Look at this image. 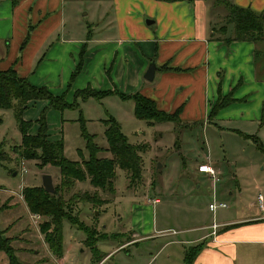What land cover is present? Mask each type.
I'll return each instance as SVG.
<instances>
[{
	"label": "crops",
	"instance_id": "crops-1",
	"mask_svg": "<svg viewBox=\"0 0 264 264\" xmlns=\"http://www.w3.org/2000/svg\"><path fill=\"white\" fill-rule=\"evenodd\" d=\"M63 1L0 0V43L4 44L0 69L9 68L19 59L15 67L21 76L36 86L48 87L56 95L68 92L70 98L79 87L92 86L89 80L93 75L104 72L109 79L107 86L110 90L119 91L116 85H120L127 90L124 94L140 92L154 99L164 111L173 113L179 110L180 121L177 123L181 127L183 124L191 127L192 124L203 123L219 131L239 133L246 139L254 136L264 146V124L260 122L264 107V63L263 60L256 61L258 45L252 41L225 42V37L233 35L234 26L228 25L226 34L218 30L227 23V15L225 19L220 17L219 21L217 16L211 19L207 0H122L118 4V16L133 18L131 23L128 22L132 32L127 30L126 22L115 15L116 32H95L91 39L86 33L75 36L68 32ZM226 1L264 13V0ZM135 2L143 10L141 14L152 17L149 24L156 25L154 30L147 28L142 18L139 19L141 14L133 11ZM222 2L215 0L213 3ZM104 28L113 29L111 24ZM30 29V39L22 49ZM86 42L85 63L74 82L72 74L80 62ZM96 50H99L97 55ZM104 54H107L110 68L101 57ZM153 61L157 70L154 80L148 81L144 75ZM78 80L81 82L77 84ZM230 93L234 100L211 115L217 99ZM68 101L71 102L70 99ZM164 123L169 126L173 122ZM205 158L209 161L200 163L210 164L218 177L221 176L220 165L210 162L209 155ZM199 164L197 177L212 185L218 181L209 173L200 172ZM150 187L157 194V186ZM159 191L169 202H164L161 197H152L151 203L150 193L143 197L136 192L133 194L130 198L133 219L121 232H116L123 236L122 240L105 253L104 264L115 257L123 262L119 264H141L138 259L144 257L152 246L161 245L163 249L170 243L184 245L183 262L190 246L201 245L193 264H264L263 210L261 214H249L245 208H238L232 217L220 221L214 219L209 225L179 230L172 228L176 233H193L175 240L165 238L168 236L165 234L171 233H165L167 229L159 227L163 226V218L160 219L159 214L165 207L176 208L170 197L174 193H167L164 186ZM216 210L212 211L215 213ZM117 217L122 220L121 214ZM131 247H135L134 251ZM122 251L129 254L124 255ZM134 252L138 258L134 257ZM57 261L64 264L65 255ZM52 262L48 256L44 257V264Z\"/></svg>",
	"mask_w": 264,
	"mask_h": 264
},
{
	"label": "rangeland",
	"instance_id": "rangeland-1",
	"mask_svg": "<svg viewBox=\"0 0 264 264\" xmlns=\"http://www.w3.org/2000/svg\"><path fill=\"white\" fill-rule=\"evenodd\" d=\"M121 1L64 0L63 13L68 32L75 36H82V33L88 34L89 30H92V35L95 32L96 34L103 31L112 32L115 30L116 32L114 29L115 15L119 20L123 19L124 21H122L128 25L127 30L132 32L129 23L133 18L126 17L124 19L118 16L120 8L118 4ZM207 1L210 6V18L217 16V21L220 17L225 19L227 8L223 2L215 5L213 3L215 0ZM133 11L139 15L143 10L138 8V4L135 2ZM142 15L143 13L139 19L142 18L146 27L154 30L156 25L148 24L149 21H152V17L145 14L143 17ZM110 24L112 30L104 28ZM3 47L4 44L0 43V56L4 53ZM97 52L99 50H96V55ZM101 57L110 68L107 54ZM94 61L97 62L95 56ZM84 63L85 54L83 55V66ZM262 63L264 62L262 61ZM109 74L110 72L107 75ZM92 79L89 80L92 88L102 91L111 89L110 86H107L109 79L105 77L104 72L102 75L101 73L93 75ZM73 81L72 83L75 82ZM78 81L77 84L81 82ZM116 87L119 92L127 93L126 88L120 85H116ZM67 93L65 94L66 101L70 99L71 102H74L75 94L72 93L70 98ZM61 94L63 93L61 92ZM77 102L79 106L76 108H68L64 111L50 109L46 118L48 139L63 138L64 152L68 159L81 161L89 157L87 142L83 137V123L86 130L95 135L96 144L103 149L99 156L111 157V153L107 150L109 144L105 135L106 126L104 123V120L110 117H115L118 120L123 133L131 144H141L140 146L146 148L142 152L144 167L143 175L139 180L130 183L127 171L117 168L114 193L100 191L103 203L98 205L97 203L73 200V204H71L74 215L79 216L80 221L82 220L85 224L93 226L109 236L101 238L97 242L103 259L105 253L110 252L112 247L120 243L123 237L112 235L121 232L133 219L130 198L135 192L140 197L150 193V201L152 197H161L164 202H169V199L160 193L161 187L164 186L167 193L171 191L174 193L170 197L175 201L176 208L167 209L165 205L161 204L165 210L159 214L160 219L163 218L161 222L163 226L159 227L167 229L165 233H171L165 234L168 235L165 238L170 237L175 240L193 233H176L173 232L174 229L209 225L214 219L216 221L225 220L232 217L238 208H245V212L249 214L263 213L264 152L258 149L251 139H246L233 131H219L218 128L207 127L203 123L192 124L191 127H186L184 124L181 127L177 122H173L175 125L169 123V126L166 123L150 125L146 120L138 119L135 116L134 100L124 99L116 93L103 96L100 99L78 97ZM28 106L24 118L32 124L30 134L36 135L42 125L38 119L44 108L48 106V101H30ZM21 144L22 135L15 109L0 107V153L6 158L0 159V230L3 233V238H10L11 248L15 249L17 259L22 264H44L45 256L53 260L52 264H58L57 260L62 257H56L50 251L41 231V225L49 221L50 218L41 213H37L39 217H33L35 214L29 210L23 197V190L26 187H42L43 174H51L55 186L60 184V169L49 164L40 167L38 165L40 160L24 158ZM175 146H177L176 149ZM175 152L177 153L172 157L171 154ZM205 155H209L210 162H214L222 168L223 173L218 177L215 188L212 183L196 176L198 164L209 161ZM162 164L163 166H161ZM145 178L148 180L147 182ZM150 185L157 186V194ZM96 190L89 180L78 182L69 192H65V198H71L74 193L85 191L93 193ZM214 192L216 193L215 199ZM214 200L226 202L228 207L219 208L214 213L209 208V204ZM119 214L122 215V220L118 219ZM85 237L84 231L78 229L68 220H64V264H90L92 251L85 246ZM134 248L131 247L133 251ZM161 248V245L152 246L149 250L152 254L148 252L138 260L141 264H146L149 261H151L150 264H184L181 255L184 250L182 243H170L167 247ZM122 254L128 255L129 253L122 251ZM96 256H101L98 251L95 252L94 258ZM134 257L138 258L135 252ZM119 263H123L119 257L112 258L107 262V264ZM0 264H9V258L2 250H0Z\"/></svg>",
	"mask_w": 264,
	"mask_h": 264
},
{
	"label": "trees",
	"instance_id": "trees-1",
	"mask_svg": "<svg viewBox=\"0 0 264 264\" xmlns=\"http://www.w3.org/2000/svg\"><path fill=\"white\" fill-rule=\"evenodd\" d=\"M159 1H179V0H159ZM227 8V23L221 26L223 34L228 31V25L234 26L232 36L225 37V42L231 41H252L258 45L256 49V61H264V13L257 12L252 8L240 7L226 0H223ZM217 31V30H216ZM31 29L25 38L23 47L30 39ZM92 30H89L87 37L91 39ZM87 49V43L84 44L80 54V62L72 74V79L81 72L83 66V55ZM19 60V59H18ZM15 64L17 63V61ZM15 64L7 69H0V107L14 108L18 126L22 135V155L26 159L40 160L39 166L53 165L60 169L61 183L56 185V194L47 192L42 187H26L23 190V197L27 206L34 214L41 213L49 217V221L41 225V231L45 236L50 251L56 257H63V222L68 220L78 229L85 232L84 244L92 251L93 263L97 264L103 259V255L97 247V242L101 238L109 237L106 233H101L97 228L89 226L75 216L71 207L73 200L75 202H91L100 205L103 200L100 191L114 193L116 169L121 168L127 171L130 183L139 180L143 175L142 152L146 150L141 144H131L127 136L123 133L122 127L115 117L104 120L105 135L108 140V151L111 157H101L99 153L103 150L95 142V135L90 134L83 123V137L86 139L89 150L88 159L81 161L70 160L64 152L63 138L59 140L48 139L47 135V112L50 109L64 111L68 108L79 106L78 97L83 99L95 97L97 99L109 94H119L124 99H132L135 103V116L138 119L146 120L150 125L164 122H179V110L170 113L160 109L156 101L140 92L134 94H123L117 90H96L91 86L75 90L74 102L66 101L65 94L56 95L46 86H36L32 84L27 77L21 76ZM90 91V92H88ZM47 100L48 106L44 108L38 121H41L36 135L30 134L32 124L25 120L24 113L28 109L30 101ZM234 100L232 94L220 96L214 104L211 115H214L222 108L229 105ZM16 102V104H15ZM261 124H264V107L260 118ZM254 140L256 146L264 152V146L254 136H247ZM0 159H6L0 153ZM89 180L97 189L91 193H74L71 198H65V192H69L78 182ZM0 230V250L4 251L9 258V264H22L18 261L16 251L11 248L10 238H3ZM119 236L114 233L112 236ZM201 245L190 246L185 253V264H193L196 256L201 251ZM98 251L101 256L94 258Z\"/></svg>",
	"mask_w": 264,
	"mask_h": 264
},
{
	"label": "water",
	"instance_id": "water-1",
	"mask_svg": "<svg viewBox=\"0 0 264 264\" xmlns=\"http://www.w3.org/2000/svg\"><path fill=\"white\" fill-rule=\"evenodd\" d=\"M150 22H152V21H149L148 24ZM156 70H157V65H156L155 61H153L150 63V65H149V67H148V69L144 75L145 79L148 81H153L155 78ZM42 185L47 192H50L53 194L57 193L56 188H55V184L53 181V177L51 174H43Z\"/></svg>",
	"mask_w": 264,
	"mask_h": 264
},
{
	"label": "built area",
	"instance_id": "built-area-1",
	"mask_svg": "<svg viewBox=\"0 0 264 264\" xmlns=\"http://www.w3.org/2000/svg\"><path fill=\"white\" fill-rule=\"evenodd\" d=\"M198 169H199L200 172L209 173L215 180H218V175H217L216 171L214 170V168L212 166H210V164L202 163V164L199 165ZM215 183L216 182L214 181L213 182V187L214 188H215ZM155 201H157V200H155ZM209 207H210L211 210H216L218 208H227L228 204L226 202H223V201L218 202V201L214 200L210 204ZM33 217L35 218V217H39V216L37 214H35ZM214 227H216L215 224H214ZM98 264H104V261L102 260Z\"/></svg>",
	"mask_w": 264,
	"mask_h": 264
}]
</instances>
